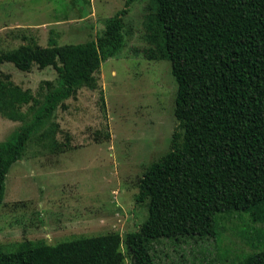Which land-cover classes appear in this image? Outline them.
Returning <instances> with one entry per match:
<instances>
[{"label": "trees", "instance_id": "1", "mask_svg": "<svg viewBox=\"0 0 264 264\" xmlns=\"http://www.w3.org/2000/svg\"><path fill=\"white\" fill-rule=\"evenodd\" d=\"M133 0L103 19L94 39L46 46L33 37L0 50V64L17 69L51 66L56 82L43 80L37 94L0 70V116L23 123L0 141V203L6 174L26 143L66 99L98 88L103 61L125 45L124 16ZM144 48L148 59H168L176 82V130L168 151L137 179L138 203L147 217L128 232L133 264H156L150 243L159 238L214 236L217 216L249 212L264 224V0H153ZM28 105L32 117L24 121ZM259 235V234H257ZM263 246L243 264H264ZM121 235L75 237L51 245L24 240L14 250L0 245V264H123Z\"/></svg>", "mask_w": 264, "mask_h": 264}, {"label": "rangeland", "instance_id": "2", "mask_svg": "<svg viewBox=\"0 0 264 264\" xmlns=\"http://www.w3.org/2000/svg\"><path fill=\"white\" fill-rule=\"evenodd\" d=\"M126 0H0V50L33 37L40 45L94 39L103 19ZM153 0H133L124 16L125 45L103 61L98 88H81L51 118L31 133L21 159L6 174L0 203V245L14 250L24 241L57 244L75 237L116 231L123 264H133L128 232L147 217V201L138 203L137 179L144 168L170 148L176 130L173 98L176 82L168 59H148L146 20ZM0 70L23 89L37 94L43 80L56 82L51 66L29 71L11 62ZM31 119L28 105L20 108ZM23 123L0 116V141ZM259 234V235H257ZM264 224L249 212L217 216L214 236L159 238L150 243L156 264H243L263 246Z\"/></svg>", "mask_w": 264, "mask_h": 264}]
</instances>
